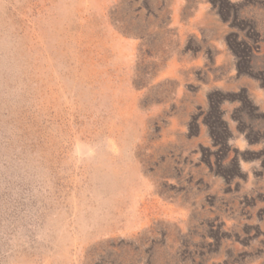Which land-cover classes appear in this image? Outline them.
Returning a JSON list of instances; mask_svg holds the SVG:
<instances>
[{"label": "rangeland", "instance_id": "1", "mask_svg": "<svg viewBox=\"0 0 264 264\" xmlns=\"http://www.w3.org/2000/svg\"><path fill=\"white\" fill-rule=\"evenodd\" d=\"M0 264H264V0H0Z\"/></svg>", "mask_w": 264, "mask_h": 264}]
</instances>
